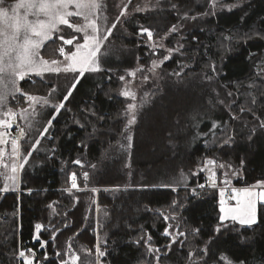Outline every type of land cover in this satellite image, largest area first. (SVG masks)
<instances>
[{
    "label": "trees",
    "instance_id": "1",
    "mask_svg": "<svg viewBox=\"0 0 264 264\" xmlns=\"http://www.w3.org/2000/svg\"><path fill=\"white\" fill-rule=\"evenodd\" d=\"M211 1L155 0L132 14L88 70L94 84L87 70L74 85L70 72L19 82L36 94L56 83L64 102L22 140L17 188L0 191V264H26L27 251L33 262L63 264L69 248L78 264H264V202L251 225L221 221L217 187H198L205 158L239 169L234 185L264 180V0H216L238 2L228 9ZM177 23L187 24L180 53L162 62L129 123L119 76L155 55L137 36ZM15 95L8 104H23Z\"/></svg>",
    "mask_w": 264,
    "mask_h": 264
},
{
    "label": "rangeland",
    "instance_id": "2",
    "mask_svg": "<svg viewBox=\"0 0 264 264\" xmlns=\"http://www.w3.org/2000/svg\"><path fill=\"white\" fill-rule=\"evenodd\" d=\"M154 1L112 0L109 4L106 0H0V191L17 188L25 159L21 156L22 140L35 125L34 129L38 127L46 110L55 107L56 112L64 102L56 100V83L47 94H36L22 89L19 82L28 76L56 82V74L70 72L76 74L74 85L87 70V83L94 84L98 76L95 71L88 70L97 69L106 38L118 34L117 28L124 30L123 22L132 14L153 8ZM216 2L211 1L214 7L226 9L238 3ZM186 25L177 23L161 34H153L144 28L138 34L137 38L142 39L155 55L146 64L137 62L119 76L117 91L126 99L129 123L135 118L140 98L148 96L157 86L162 62L180 51L183 45L181 30ZM55 36L59 38L57 51L50 57L43 56L42 48ZM259 73L264 77L263 69ZM15 94L23 95V104H8L9 97ZM49 123L39 131L31 149L46 133ZM200 163L198 169L205 173L206 185L219 190V219L240 225L253 224L257 219V205L264 202V180L247 186L234 185L240 171L232 164L212 158H205ZM193 172L197 173V170ZM185 179L187 176L180 174L179 180ZM93 189L97 190L96 187ZM167 231L172 239L178 235L175 228ZM24 260L26 264H41V260L33 262V256L26 252ZM78 262V254L69 248L63 264ZM224 262L232 264L226 259ZM85 264L91 263L86 261ZM94 264H100L99 260Z\"/></svg>",
    "mask_w": 264,
    "mask_h": 264
},
{
    "label": "built area",
    "instance_id": "3",
    "mask_svg": "<svg viewBox=\"0 0 264 264\" xmlns=\"http://www.w3.org/2000/svg\"><path fill=\"white\" fill-rule=\"evenodd\" d=\"M201 185H202V186H205V187H214V186H212V185H211V186H207V185H206V180H204V181L201 183ZM201 185H199L198 187H202ZM26 253H27V255H29V256L32 255V252H31V251H27Z\"/></svg>",
    "mask_w": 264,
    "mask_h": 264
}]
</instances>
